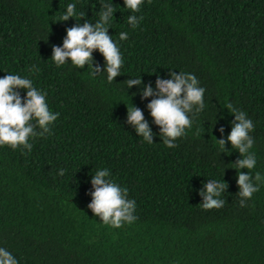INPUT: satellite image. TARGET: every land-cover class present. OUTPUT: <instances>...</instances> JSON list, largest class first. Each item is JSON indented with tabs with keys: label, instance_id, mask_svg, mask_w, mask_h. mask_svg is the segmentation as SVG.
<instances>
[{
	"label": "trees",
	"instance_id": "16d2710c",
	"mask_svg": "<svg viewBox=\"0 0 264 264\" xmlns=\"http://www.w3.org/2000/svg\"><path fill=\"white\" fill-rule=\"evenodd\" d=\"M109 2L0 0V78L31 79L59 113L51 135L30 141L31 152L0 146V247L18 264H264V182L241 208L229 165L241 157L230 143L222 153L216 141L231 132V103L254 123L252 175L264 177V0H144L135 29L123 0H112L108 34L123 55L121 75L108 83L106 72L93 76L87 65L57 68L52 47L63 46L66 29L97 22ZM68 4L76 15L62 22ZM93 59L103 72V56L95 51ZM170 71L193 74L205 88V107L176 148L163 144L151 98L124 83L141 77L155 89ZM131 104L143 111L153 144L127 123ZM105 168L136 202L138 219L121 229L88 208L92 175ZM208 180L228 184L222 209L200 206Z\"/></svg>",
	"mask_w": 264,
	"mask_h": 264
},
{
	"label": "clouds",
	"instance_id": "9594fccd",
	"mask_svg": "<svg viewBox=\"0 0 264 264\" xmlns=\"http://www.w3.org/2000/svg\"><path fill=\"white\" fill-rule=\"evenodd\" d=\"M152 0H148L150 4ZM124 6L132 13L127 17V23L133 29L139 27L144 17L137 16L140 13L144 0H123ZM113 2L103 3L98 13L99 20L90 23L85 20L83 24L77 22L73 27L66 29V37L63 39V46L52 47L51 60L57 68L67 64L69 61L73 67L87 69L93 76L100 73H107L108 83H113L115 78L121 75L124 65L123 55L117 42L108 34L110 22L114 19L116 12ZM76 5L68 4L67 10L61 17L62 22L68 21L76 15ZM84 19L85 13H79ZM80 19V20H81ZM120 41H126V32L118 33ZM98 51L104 58L103 72L95 61L93 52ZM33 74L39 72L35 65L31 69ZM170 79L157 77L155 89L151 83L144 85L141 77L128 79L124 83L127 89L133 86L142 87L140 93L143 100L151 98L147 109L159 128V135L163 144L168 148L178 147L176 141L187 135L191 129L192 117L198 115L205 107V88L199 86L197 77L193 74L169 72ZM20 90L26 91V97L22 99ZM47 93L33 85L29 78H22L20 75L7 74L0 78V146H9L11 149L18 148L31 152V140L37 137L51 135V128L58 119L59 113H53L46 100ZM127 107V123L134 127L139 137L148 144H153L154 133L149 127L141 109L133 106ZM235 117L232 122L231 132L227 139L216 140L221 152H226V143L231 144V149H236L240 155L235 163L229 164L237 174V185L239 192V206H248V201L255 193L259 192L260 184L264 177L256 172L254 177L252 170L255 169L257 161L255 154L251 151L254 145L253 136L254 123L247 118V114L233 107L231 103L226 105ZM224 133V128L219 129ZM244 169H247L245 173ZM65 169L59 170V175L64 176ZM93 191L88 208L92 214L99 217L103 225L113 229H121L125 225L133 224L138 217L136 202L128 198V189L119 186L110 178L108 169L97 170L91 178ZM228 184L223 181L208 180L199 191L203 197L201 208L205 211L222 209L226 200L222 195L227 192ZM0 264H18V260L6 249L0 247Z\"/></svg>",
	"mask_w": 264,
	"mask_h": 264
}]
</instances>
